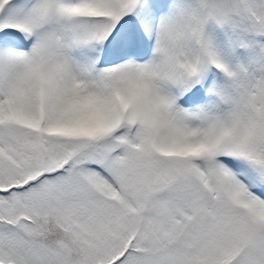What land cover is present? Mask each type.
I'll list each match as a JSON object with an SVG mask.
<instances>
[{
  "label": "snow or ice",
  "instance_id": "snow-or-ice-1",
  "mask_svg": "<svg viewBox=\"0 0 264 264\" xmlns=\"http://www.w3.org/2000/svg\"><path fill=\"white\" fill-rule=\"evenodd\" d=\"M0 264H264V0H0Z\"/></svg>",
  "mask_w": 264,
  "mask_h": 264
}]
</instances>
